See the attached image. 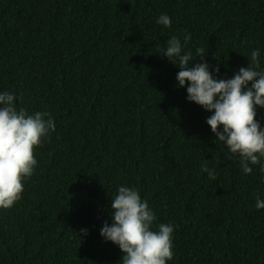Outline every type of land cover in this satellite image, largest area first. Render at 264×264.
I'll return each mask as SVG.
<instances>
[{"label": "trees", "instance_id": "trees-1", "mask_svg": "<svg viewBox=\"0 0 264 264\" xmlns=\"http://www.w3.org/2000/svg\"><path fill=\"white\" fill-rule=\"evenodd\" d=\"M173 36L218 78L257 48L264 70V0H0V91L55 123L21 199L0 209V264H120L100 229L121 185L154 226L174 225L168 264H264V173L226 158L211 113L177 87L180 69L157 53Z\"/></svg>", "mask_w": 264, "mask_h": 264}, {"label": "clouds", "instance_id": "clouds-1", "mask_svg": "<svg viewBox=\"0 0 264 264\" xmlns=\"http://www.w3.org/2000/svg\"><path fill=\"white\" fill-rule=\"evenodd\" d=\"M165 28L172 24L165 13L156 19ZM184 42L191 39L184 35ZM197 58L184 51L179 37L173 36L157 53L180 70L177 87L186 88V99L211 113L206 118L216 141L226 148V158H238L242 172L251 174V165H259L264 173V127L257 119V109H264V70L259 67L260 49H253L248 66L240 67L232 78H218L219 66L212 67L204 59L203 49ZM17 97L0 91V209H9L21 199L24 182L37 165L34 149L39 147L55 123L48 112H29L16 106ZM210 178L215 171L205 168ZM255 207L264 209V198L256 196ZM111 224L104 222L100 236L122 252L120 264H168L174 257L172 223L154 226L156 214L138 189L121 185L111 198ZM87 229L81 233L87 234Z\"/></svg>", "mask_w": 264, "mask_h": 264}]
</instances>
